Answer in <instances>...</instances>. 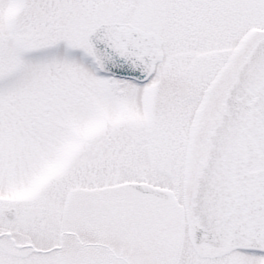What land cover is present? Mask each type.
Wrapping results in <instances>:
<instances>
[{
    "label": "snow or ice",
    "instance_id": "snow-or-ice-1",
    "mask_svg": "<svg viewBox=\"0 0 264 264\" xmlns=\"http://www.w3.org/2000/svg\"><path fill=\"white\" fill-rule=\"evenodd\" d=\"M0 264H264V0H0Z\"/></svg>",
    "mask_w": 264,
    "mask_h": 264
}]
</instances>
